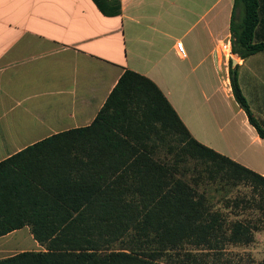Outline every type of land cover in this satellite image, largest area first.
<instances>
[{"label": "trees", "instance_id": "16d2710c", "mask_svg": "<svg viewBox=\"0 0 264 264\" xmlns=\"http://www.w3.org/2000/svg\"><path fill=\"white\" fill-rule=\"evenodd\" d=\"M93 1L104 15L121 12L120 0ZM239 6L244 16L237 23ZM258 22V0H235L232 53L241 59L264 51V42H255ZM238 69L230 63L234 99L264 138ZM153 130L156 139L150 142ZM49 147L38 156L36 150ZM210 182L248 186L255 209L264 213V177L198 142L156 84L127 70L90 126L0 162V237L30 225L45 248L0 264H204L187 246L249 245L260 230L213 211L199 191ZM224 202L231 209L249 203L227 197ZM117 242L121 250L111 249Z\"/></svg>", "mask_w": 264, "mask_h": 264}, {"label": "crops", "instance_id": "0c3cea01", "mask_svg": "<svg viewBox=\"0 0 264 264\" xmlns=\"http://www.w3.org/2000/svg\"><path fill=\"white\" fill-rule=\"evenodd\" d=\"M258 1L256 43L264 42V0ZM234 5L120 0V14L107 16L93 0H0V162L90 126L131 70L156 84L198 142L264 177V138L230 83L232 62L264 130V51L246 59L232 53ZM243 16L237 7L235 21ZM178 41L186 57L178 55ZM149 136L156 139L154 130ZM44 250L30 225L0 237V259Z\"/></svg>", "mask_w": 264, "mask_h": 264}, {"label": "rangeland", "instance_id": "374dc122", "mask_svg": "<svg viewBox=\"0 0 264 264\" xmlns=\"http://www.w3.org/2000/svg\"><path fill=\"white\" fill-rule=\"evenodd\" d=\"M173 144H175L174 141ZM165 156L166 152L162 148L160 158L163 159ZM168 158H173V155H168ZM188 163L191 167L195 164L192 161ZM189 175L191 174L189 173ZM199 191H205V195L210 200L211 209L224 213L227 222L235 220L249 221L258 225L260 230L254 232V240L249 245H226L222 249L219 247L217 250L195 249L190 246H187L186 249L192 251L198 259L203 260L204 264H220L221 262H230L231 264H264V213L255 209L251 189L243 184L229 188V186L224 187L220 183L211 184L210 182L207 186H201ZM225 197L232 200L245 198L249 203L241 205L242 207L240 208H226L224 207ZM122 247V243L117 242L112 245L111 249L121 250Z\"/></svg>", "mask_w": 264, "mask_h": 264}, {"label": "built area", "instance_id": "2783aa9c", "mask_svg": "<svg viewBox=\"0 0 264 264\" xmlns=\"http://www.w3.org/2000/svg\"><path fill=\"white\" fill-rule=\"evenodd\" d=\"M176 50L179 56L181 57H186V51H185V47L184 44L181 41H178L176 43Z\"/></svg>", "mask_w": 264, "mask_h": 264}, {"label": "water", "instance_id": "95a60500", "mask_svg": "<svg viewBox=\"0 0 264 264\" xmlns=\"http://www.w3.org/2000/svg\"><path fill=\"white\" fill-rule=\"evenodd\" d=\"M234 56H236V54H234Z\"/></svg>", "mask_w": 264, "mask_h": 264}]
</instances>
